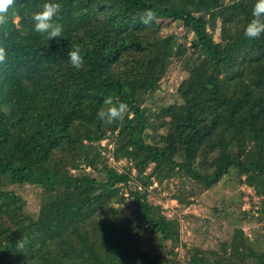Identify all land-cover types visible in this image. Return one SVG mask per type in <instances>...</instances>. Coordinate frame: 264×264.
Instances as JSON below:
<instances>
[{
	"label": "trees",
	"instance_id": "obj_1",
	"mask_svg": "<svg viewBox=\"0 0 264 264\" xmlns=\"http://www.w3.org/2000/svg\"><path fill=\"white\" fill-rule=\"evenodd\" d=\"M48 2L63 27L50 41L31 19ZM255 3L17 0L0 27V264H264V232L241 257L178 256V211L227 173L253 191L245 216L264 214V33L244 36ZM108 96L127 103L123 121L97 118ZM172 183L174 217L156 193ZM14 185L40 189L37 213Z\"/></svg>",
	"mask_w": 264,
	"mask_h": 264
},
{
	"label": "rangeland",
	"instance_id": "obj_2",
	"mask_svg": "<svg viewBox=\"0 0 264 264\" xmlns=\"http://www.w3.org/2000/svg\"><path fill=\"white\" fill-rule=\"evenodd\" d=\"M215 39L220 40L219 29L215 33ZM177 74L176 66L171 68L167 80L164 82V86L170 84L168 86L169 91L173 90L171 82L176 80ZM164 93L162 92V95ZM111 161L114 160L111 159ZM123 162L120 164L122 165ZM173 181L176 182L177 179L174 178ZM14 186H10V188H15L18 192L27 196L32 212L37 213L40 205V189L30 185L24 188H20L18 185ZM190 186H194V183H191ZM156 188L157 196L164 206V210L168 215L173 216L177 213L176 208L179 206L177 200L171 198V190L175 189V184L172 183L169 186L160 184ZM246 190L251 194L253 192L249 185L240 184L238 179L232 180L229 177L225 183L223 180L210 189L196 192V196L193 198L194 202L178 211L181 221L180 237L181 241L186 244L178 249V256L185 258L190 250L195 251L197 248L205 249L209 247L219 250L220 253H224L226 249L228 252L231 251L233 255L243 256L244 245H241L243 240L246 237L252 238L254 235L264 232V214L260 213V218H258L260 214L258 217H246L244 209L248 208V201L242 208H239L240 192L245 194L244 191ZM249 198L250 196L248 197V194H246L245 199L249 200ZM223 245H225L224 250ZM260 248L264 249V243L260 244ZM248 262V264H254L253 259Z\"/></svg>",
	"mask_w": 264,
	"mask_h": 264
},
{
	"label": "clouds",
	"instance_id": "obj_3",
	"mask_svg": "<svg viewBox=\"0 0 264 264\" xmlns=\"http://www.w3.org/2000/svg\"><path fill=\"white\" fill-rule=\"evenodd\" d=\"M16 3L17 0H0V27L7 24L9 10L12 9ZM60 10L61 5L59 3L48 2L43 5L42 11L33 13L31 19L34 22L35 32L46 34V39L49 41L61 37L63 33L62 25L53 22L54 17L60 12ZM252 16L253 19L247 24L244 31V36L250 40L258 39L261 34L264 33V20L261 19V17H264V0H256L252 9ZM155 18V12L149 8L142 14L141 22L148 25ZM7 34V31H5L4 35L7 36ZM6 56V49L0 47V63L5 62ZM68 61L77 70L83 68L85 59L81 55V47L79 45L71 48L68 53ZM126 115H129V107L127 103L120 102L119 98H116L114 101L112 96L105 98L104 106H102L97 112V118L106 124H112L115 121H123ZM228 175L231 177L230 174ZM226 180L227 178L225 176L224 183ZM245 185L247 184L245 183ZM26 242L27 238L18 240L17 247L23 249Z\"/></svg>",
	"mask_w": 264,
	"mask_h": 264
},
{
	"label": "water",
	"instance_id": "obj_4",
	"mask_svg": "<svg viewBox=\"0 0 264 264\" xmlns=\"http://www.w3.org/2000/svg\"><path fill=\"white\" fill-rule=\"evenodd\" d=\"M228 177H229V175L227 174V175H226V178H228Z\"/></svg>",
	"mask_w": 264,
	"mask_h": 264
}]
</instances>
